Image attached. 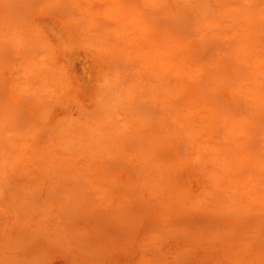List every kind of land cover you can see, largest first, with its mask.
Instances as JSON below:
<instances>
[{
    "label": "rangeland",
    "instance_id": "obj_1",
    "mask_svg": "<svg viewBox=\"0 0 264 264\" xmlns=\"http://www.w3.org/2000/svg\"><path fill=\"white\" fill-rule=\"evenodd\" d=\"M0 264H264V0H0Z\"/></svg>",
    "mask_w": 264,
    "mask_h": 264
}]
</instances>
